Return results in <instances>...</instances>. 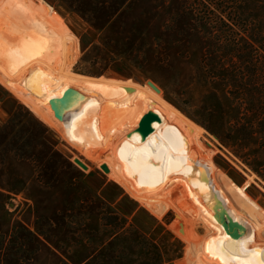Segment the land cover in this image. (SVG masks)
Wrapping results in <instances>:
<instances>
[{
  "label": "rangeland",
  "instance_id": "1",
  "mask_svg": "<svg viewBox=\"0 0 264 264\" xmlns=\"http://www.w3.org/2000/svg\"><path fill=\"white\" fill-rule=\"evenodd\" d=\"M42 1L71 33L67 73L85 89L60 132L37 111L54 116L52 103L64 115L58 95L33 107L0 73V128L17 113L0 138V264H264V181L201 124L209 27L180 19L185 0H107L102 25ZM219 1L241 11L243 34L264 19L259 0ZM212 87L227 103L224 85ZM160 140L172 176L162 186L149 163Z\"/></svg>",
  "mask_w": 264,
  "mask_h": 264
},
{
  "label": "trees",
  "instance_id": "2",
  "mask_svg": "<svg viewBox=\"0 0 264 264\" xmlns=\"http://www.w3.org/2000/svg\"><path fill=\"white\" fill-rule=\"evenodd\" d=\"M185 1V4L181 5L182 10L177 12L180 19L195 17L197 25L210 29L211 39L206 46L207 56L196 69L199 81L206 89L201 109V124L224 146L236 148L243 162L264 181V19L259 20V27L254 28L251 33L243 34L244 23L240 10H231L225 5L221 7L219 0ZM214 1L220 2V8L211 6ZM259 1L255 8H264V0L262 5ZM66 3L93 25H102L107 17L103 14H108L112 6L107 7L110 4L107 0H66ZM224 18L236 23L228 24ZM106 27L108 25L102 26L101 29ZM215 28L219 32L214 37ZM229 59L233 61L232 65L227 63ZM217 81L227 90V103H224L220 94L212 87ZM37 111L49 125L56 127L60 132L64 130V124L55 116H50L43 109ZM16 117L17 113L8 124L0 128V138L3 141L6 135L8 137ZM51 158L52 155L46 159V164L52 162ZM180 174L174 170L173 177ZM169 194L170 192L153 193L148 203L169 197Z\"/></svg>",
  "mask_w": 264,
  "mask_h": 264
},
{
  "label": "bare ground",
  "instance_id": "3",
  "mask_svg": "<svg viewBox=\"0 0 264 264\" xmlns=\"http://www.w3.org/2000/svg\"><path fill=\"white\" fill-rule=\"evenodd\" d=\"M70 37L71 33L62 18L42 0H0V73L6 77V81L2 82H6L33 107L50 92V97L55 93L65 116L52 103L46 107L65 123L69 121L67 117H76L81 111L77 96L66 90L85 89L81 83L69 79L67 73L72 58L71 55L66 56L65 48ZM111 103L117 112L122 111L120 104ZM99 116L102 122L108 120V113ZM89 134L103 140L108 137L94 131ZM164 142L160 140L154 144L157 146L149 162L153 174L162 184L172 178L162 164L165 160L158 155Z\"/></svg>",
  "mask_w": 264,
  "mask_h": 264
},
{
  "label": "water",
  "instance_id": "4",
  "mask_svg": "<svg viewBox=\"0 0 264 264\" xmlns=\"http://www.w3.org/2000/svg\"><path fill=\"white\" fill-rule=\"evenodd\" d=\"M73 92H75V90L70 89L68 93H73ZM82 97H85V96L82 95ZM66 108L68 109L69 106L68 107L66 106ZM76 163L79 164L81 167L86 168L85 165H83L79 160H76ZM104 169L108 170L107 166H104ZM199 173H200L201 181L203 183H207L209 179H208V171H207L206 167L199 165Z\"/></svg>",
  "mask_w": 264,
  "mask_h": 264
}]
</instances>
